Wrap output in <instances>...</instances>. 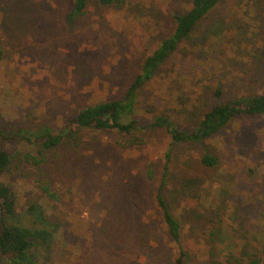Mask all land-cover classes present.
I'll list each match as a JSON object with an SVG mask.
<instances>
[{
  "label": "rangeland",
  "instance_id": "374dc122",
  "mask_svg": "<svg viewBox=\"0 0 264 264\" xmlns=\"http://www.w3.org/2000/svg\"><path fill=\"white\" fill-rule=\"evenodd\" d=\"M73 3L0 0V148L11 154L0 183L17 197L7 226H56L35 241L37 264H264V116L204 143L173 145L163 128L126 147L118 130L69 135L82 108L125 95L192 0H90L74 16ZM262 94L264 0H222L144 85L138 118L192 128L216 104ZM44 126L68 136L43 153L17 131ZM170 148L163 192L183 222V263L155 203ZM207 152L216 165L201 164Z\"/></svg>",
  "mask_w": 264,
  "mask_h": 264
},
{
  "label": "trees",
  "instance_id": "16d2710c",
  "mask_svg": "<svg viewBox=\"0 0 264 264\" xmlns=\"http://www.w3.org/2000/svg\"><path fill=\"white\" fill-rule=\"evenodd\" d=\"M101 4H114L115 0H97ZM222 0H192L190 9L176 15V24L172 35L164 38L154 52L142 62L140 72L129 86L125 95L120 99L106 100L82 108L68 123L71 133H76L82 128H95L105 130H118L129 134L131 137L119 139L118 144L134 146L143 144L145 139L136 132H145L154 128H163L168 133L173 145L184 142L204 143V141L227 127L233 120L241 116H264V94L240 96L226 103H219L207 110L199 123L192 128H180L170 117L159 114L150 122L138 118L141 109L140 93L144 85L154 76L156 70L166 62L177 50L178 46L188 39L196 26L221 2ZM90 0H74L71 14L83 13ZM220 92V91H219ZM30 142L36 143L40 153L53 149L61 144L68 133H53L51 128L44 126L38 131H27L17 128ZM3 131L0 128V137ZM172 149L165 154L166 166L160 180V187L155 195V203L162 219L168 229L174 245L178 249V262L183 263L186 248L183 243V222L174 212L163 188L167 181L168 162L171 159ZM27 161L36 160L37 156L26 153ZM11 162V154L0 148V173L5 172ZM200 162L206 167L217 164V158L210 153H205ZM149 176H155L153 168L149 169ZM48 192V190L46 189ZM0 203L4 213L6 229L0 231V255L8 264H37L33 247L35 241L48 242L54 234L56 226L50 224L42 227L7 226L6 216L12 217L15 213L17 197L14 189L9 184L0 183Z\"/></svg>",
  "mask_w": 264,
  "mask_h": 264
},
{
  "label": "water",
  "instance_id": "95a60500",
  "mask_svg": "<svg viewBox=\"0 0 264 264\" xmlns=\"http://www.w3.org/2000/svg\"><path fill=\"white\" fill-rule=\"evenodd\" d=\"M0 224H1V227L3 229H6V226H5V223H4V213H3V209H2L1 203H0Z\"/></svg>",
  "mask_w": 264,
  "mask_h": 264
}]
</instances>
